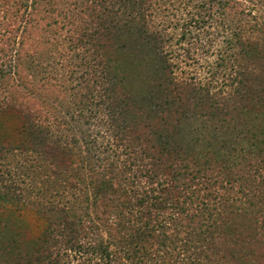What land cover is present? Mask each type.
<instances>
[{"label":"trees","instance_id":"trees-1","mask_svg":"<svg viewBox=\"0 0 264 264\" xmlns=\"http://www.w3.org/2000/svg\"><path fill=\"white\" fill-rule=\"evenodd\" d=\"M27 1L18 0V6L41 23L47 20L46 27L60 25L70 57L51 67L45 55L42 66L27 60L24 44L0 49V110L23 107L16 96L30 70L41 80L71 85L80 98L78 108L83 99L104 111V152L94 149L85 164L89 184L80 180L73 189L92 193L86 210L95 215L104 210L106 237L80 236L67 221L54 227L46 217L39 219L59 209L29 203L15 182L6 184L0 170V264H127L134 259L139 264H248L242 250L264 249L257 229L264 213L222 204L211 192L230 178L237 159L264 151V129L258 119L247 128L228 126L215 116L247 109L250 90L264 93L252 83L264 75L256 65L264 63V0H197L194 12L175 20L159 11L163 0H83L60 20L53 19L51 8L45 10L49 1ZM215 21L224 34L232 31L223 41L228 51L219 64L229 69L230 84L221 85L218 94L184 70L196 56L190 36ZM25 111L29 122L21 132L47 131L39 113ZM31 141L0 145V157L31 149L55 170H69L70 163L56 159L64 147L60 139ZM76 164L82 170V162ZM120 186L126 203L117 200ZM6 214L43 220L31 245L1 220Z\"/></svg>","mask_w":264,"mask_h":264},{"label":"rangeland","instance_id":"rangeland-1","mask_svg":"<svg viewBox=\"0 0 264 264\" xmlns=\"http://www.w3.org/2000/svg\"><path fill=\"white\" fill-rule=\"evenodd\" d=\"M46 1L50 3L44 5L45 10L48 11L51 8V15L57 20H60L66 9L72 10L75 5L78 6L79 2H83V0ZM87 1L90 3L91 0ZM193 1L197 0H183L184 4L179 5L177 0H169L168 3H164L163 0L159 11H162L161 14L164 16L173 17L174 20L181 16L184 18L194 12L192 6L195 3ZM30 2L31 0H28L27 4L30 5ZM184 6L188 8L185 9ZM38 16L43 18L45 14L43 11L38 12ZM53 19H49V22ZM216 22L211 24L212 28L204 25L192 33L189 40L192 42L190 43L192 48L196 50V56H194V61L190 59L189 65L184 66V70L189 79L201 81L200 83L204 85L209 84L213 88L212 92L218 94L221 85L230 84L229 69L224 68L223 70L224 66L219 67V64L220 57L228 51L223 41L226 37H230L232 31L224 34L218 25L216 27ZM45 24L47 20L41 23L38 17L30 15L29 10L26 11L18 6V0H0V49L5 50L7 44L15 48L19 44H24L30 56H27L29 62L35 63L36 61L44 66L45 59L48 58L51 67L61 66V63L64 64L67 61L66 57H70L67 49L69 44L66 40L64 41L67 37H64V31L60 33L59 24L56 27H46ZM46 49L49 50L47 53ZM60 54L63 57H59ZM45 55L47 56L43 59ZM256 65L258 70H261V67L264 71V63ZM256 79L252 82L253 87L264 89V75ZM22 84L23 88L17 93L16 98L19 99L20 104H23V107L20 109L7 107L0 110V145H15L19 140L32 139L31 142H33L36 136L56 137L63 142L62 146H64L62 151L57 153L56 159L62 163H70V165L66 172L57 171L53 165H50L51 161L42 160L31 149L23 152L9 149L10 151L5 156L0 157V170L4 174L6 184L15 182L21 190L20 196L31 204L37 203L47 208L59 209L55 214H45L39 219L45 220L46 217L50 223L54 224V227L63 225V222L67 221L68 225L75 228L80 236L92 237L94 234H102L105 240L106 228L101 225L104 221V215H102L104 210L97 215L91 213V209L86 210L87 204L93 201L92 193L88 188L82 189V192L79 191L81 188L73 189L75 182L80 180L83 184H89L91 172L85 168V164L92 159L94 149H96L95 152H104V111L87 104L86 100L82 99L84 102L81 100L82 105L79 107L82 110L78 112L77 106L80 104V98L74 94L71 85L66 86V83L62 84L61 81L41 80L39 74L36 73L35 77L33 71L30 70L29 74L26 73ZM222 94H219L217 98L223 96ZM255 96H258V99H255ZM247 104L248 108L245 110L231 114L230 112L228 114L216 113L215 118L219 121L223 118L224 124L228 123V126L236 125L247 128L255 124L254 119H258L264 129V93L258 94L250 90L247 95ZM25 110H31V112L35 110L39 113L40 121L46 126L47 131L44 130L40 134H35L34 130L21 132L20 127L27 126L29 122ZM249 153L233 163L230 178L227 181H218L211 193L215 200L220 199L222 204L227 202L228 206L233 205L238 209L244 208L250 209L251 212L264 213V151L251 150ZM76 161L82 162V170L77 169V164L73 166ZM116 191L118 202L126 203L128 195L125 194L122 186L116 188ZM11 192H14V189H11ZM39 219L34 216L16 218L8 214L1 217L9 229L19 231L25 241H28L26 244L30 245L42 231L40 228L43 220L41 222ZM257 229H260V233L264 236V222L257 226ZM241 255L246 258L248 264H264V249L245 248ZM127 264H139V261L134 259L128 261Z\"/></svg>","mask_w":264,"mask_h":264}]
</instances>
